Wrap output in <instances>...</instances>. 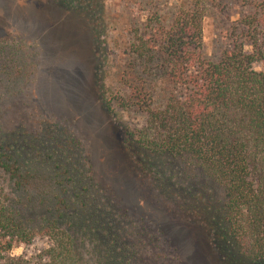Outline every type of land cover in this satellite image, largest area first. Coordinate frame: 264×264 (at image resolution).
I'll use <instances>...</instances> for the list:
<instances>
[{
  "label": "trees",
  "instance_id": "obj_1",
  "mask_svg": "<svg viewBox=\"0 0 264 264\" xmlns=\"http://www.w3.org/2000/svg\"><path fill=\"white\" fill-rule=\"evenodd\" d=\"M214 1L176 0L164 11L162 0H128L145 14L125 21L110 43L96 0H50L88 38L102 109L146 116L140 125L115 117L110 149L119 164L110 169L121 171L118 182L105 180L62 127H7L2 102L18 94L29 63L0 41V264H141L143 240L118 219L134 203H155L157 220L170 226L166 204L186 224L183 235L194 228L218 264H264V49L248 16L217 59L207 56L203 24ZM118 53L126 59L108 67ZM157 82L166 96L155 107ZM110 182L125 203L99 199L115 193ZM37 239L45 241L39 253L13 255Z\"/></svg>",
  "mask_w": 264,
  "mask_h": 264
},
{
  "label": "rangeland",
  "instance_id": "obj_2",
  "mask_svg": "<svg viewBox=\"0 0 264 264\" xmlns=\"http://www.w3.org/2000/svg\"><path fill=\"white\" fill-rule=\"evenodd\" d=\"M162 1L160 8L168 11L176 0ZM96 2L107 21L109 33L105 39L110 43H115L125 21L133 20L134 17L141 18L145 14L142 7L128 0ZM32 3L29 4V0H0V41L26 55L29 63L26 72L17 77V88L20 89L18 94L2 102L6 108V125L13 129L16 123H23L29 132H37L45 123L64 128L76 143L77 140L82 142L87 150L84 153L86 156L89 153L94 168L99 169L105 180L117 181V175H122L121 171L110 169L113 164H119V157L116 158L117 154L114 156L110 149L113 139L118 136V130L114 129L116 124H113L115 117L140 125L146 116L136 110L122 112L119 109L115 116L108 115L101 107L94 85L93 70L97 61H94L90 53L88 38L75 30L77 19L69 16L61 20L64 15L59 18L61 11L56 2L52 4L50 0L48 3L47 0H32ZM33 6L39 8L40 13L36 11V18L34 8L29 9ZM248 16L255 17V24L259 25L258 37L264 49V0L210 2L203 24L206 55L217 59L233 40L231 35L234 26H242ZM125 59L126 56L121 53L114 58L111 55L108 67L113 64L116 67L115 61L119 63ZM256 65L260 69L262 64ZM107 85L120 90L110 79ZM165 94L163 83L157 82L153 103L155 107L162 104ZM111 182L109 184L115 191L116 183L114 185ZM99 199H108L116 204L125 203L116 191L114 194L101 195ZM141 201L148 203L150 199L147 194H143ZM145 205H127V215L126 210H123L125 216L118 217L120 227L129 232L132 240H135V235L143 240L140 244L143 258L141 264H218L194 228H187L183 235L181 228L186 224L168 211L166 204L160 206L166 216L174 219L175 222L170 226L162 225L157 220L156 211H159V206L149 203L148 208ZM122 208L126 209L124 205L121 211ZM133 228L134 232L131 231ZM44 242L43 239H37L32 245L19 244L13 248L12 253L35 255L43 248Z\"/></svg>",
  "mask_w": 264,
  "mask_h": 264
}]
</instances>
